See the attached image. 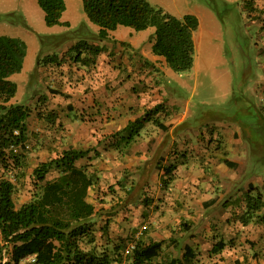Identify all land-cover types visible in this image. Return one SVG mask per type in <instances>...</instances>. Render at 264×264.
Listing matches in <instances>:
<instances>
[{
	"label": "rangeland",
	"instance_id": "rangeland-1",
	"mask_svg": "<svg viewBox=\"0 0 264 264\" xmlns=\"http://www.w3.org/2000/svg\"><path fill=\"white\" fill-rule=\"evenodd\" d=\"M149 1L174 15L193 13L199 18V27L194 34L195 64L188 71L171 70L176 76L168 79L169 85L183 80L179 82L183 86L178 87L177 95L185 111L170 110V115L178 118L187 115L189 127H182L190 135L189 144L205 136L207 132L221 130L219 125L236 123L249 146L263 148L264 44L261 42L262 46L258 47V52L256 43L258 36L264 37V0ZM65 2L66 9L62 20L68 21L69 25L48 26L44 21V12L36 0H0V33L20 37L27 44L23 69L11 77L18 85L13 102L24 103L32 112L27 119L28 139L23 165L17 168L0 165V179L7 178L14 183L13 199L16 206L32 199L36 191L33 168L39 162L48 160L60 152H57V148L62 147L61 135L68 128L63 123L61 104L52 101L48 94L43 93L48 84L44 79H40L37 69L34 71L40 51L42 50V61L46 53L64 45L65 40L60 41L59 46H52L50 39H45L43 44L39 35L48 37L61 34L69 38L67 41L84 38L93 42L92 37L98 34L99 27L86 15L82 0ZM250 23L254 25L251 26ZM255 26H258L259 30ZM119 28L129 27L122 25ZM150 32L154 33V27L135 30L134 33L139 37L142 36L141 33L150 35ZM39 86L44 87L38 88ZM163 90L161 88V91ZM37 94L42 98V102L35 107L33 98ZM96 97L99 99V96ZM159 99V94L150 93L146 98V106L157 103ZM185 99L189 103L186 104ZM90 102L95 104L99 101L91 98ZM142 110L143 108L134 111L132 115L136 118ZM161 114V119L166 121ZM81 115L84 121L93 120L85 110ZM164 126L161 128L148 123L142 137L138 138L128 151L122 145L108 152L102 149L98 160L89 167V170L96 172L95 175L98 176L95 185L88 191V199L96 209L93 232L98 250L113 255L115 245H124L130 241L144 242L150 238L159 239L158 231H173V237L181 239L179 232L187 231L191 227V224L182 225L183 221L160 214L158 200L165 193L163 188L168 177L164 176L162 170L155 172L156 162L162 152L167 153L169 138L176 132V129L173 132L170 130L171 124ZM68 130L71 131V128ZM183 130L184 138L186 136ZM250 155L251 159L259 164L258 172H264V152L255 150ZM81 163H88V160L85 159V162ZM56 176L57 172H51L48 178ZM170 240L171 238L165 241L161 256L163 260H169L172 256L180 257L183 250V242L182 245L174 244ZM84 247L90 248V245L84 244ZM207 254L204 253L201 258L183 264H214V260L207 257ZM7 257L8 254H5L3 261Z\"/></svg>",
	"mask_w": 264,
	"mask_h": 264
},
{
	"label": "crops",
	"instance_id": "crops-1",
	"mask_svg": "<svg viewBox=\"0 0 264 264\" xmlns=\"http://www.w3.org/2000/svg\"><path fill=\"white\" fill-rule=\"evenodd\" d=\"M134 32L131 27L111 31L109 39L101 42L103 50L95 61L86 64L69 58L65 52L77 40L67 41L50 52L58 55L59 62L41 63L36 68L40 79L48 84L43 93L61 104L63 123L71 128L61 135L62 147L57 148V152L68 147L89 148L90 158L79 163L87 159L92 164L98 160L102 149L108 152L119 145L124 147L117 140L123 135L120 131L137 118L132 115L134 111L143 108V114L146 109L165 103L164 114L161 112L166 119H161L163 127L171 124L170 130L176 129V132L169 138L167 153L159 155L155 172H164L167 164L174 163L177 168L171 175H164L168 180L163 188L165 193L158 200L160 214L183 221L182 225L191 224L187 231L179 232L181 239L177 240L192 247L195 259L208 253L207 257L213 259L214 264H264V172H258L259 164L250 155L255 150L263 153L264 147L249 146L236 123L219 125L221 130L213 128V132H207L189 144L190 135L183 130V127H189L187 115L183 118L170 115V110H184L177 95L178 87L183 86L179 82L183 80L169 85L168 79L176 75L162 56L152 52L154 33H141L138 37ZM260 39L264 40V37L258 36V52L261 42L264 44ZM152 92L159 94L160 99L146 106V98ZM91 98L99 102L94 104L90 102ZM33 99L35 107L42 102L39 94ZM84 110L92 121L82 120ZM148 123L153 124H144L136 139L125 146L127 151L142 137ZM182 130L185 131L184 138ZM157 236L160 238L154 239L163 240L164 247L174 232L158 231ZM217 242L224 246L213 252L212 246Z\"/></svg>",
	"mask_w": 264,
	"mask_h": 264
},
{
	"label": "trees",
	"instance_id": "trees-1",
	"mask_svg": "<svg viewBox=\"0 0 264 264\" xmlns=\"http://www.w3.org/2000/svg\"><path fill=\"white\" fill-rule=\"evenodd\" d=\"M36 1L44 12L46 25H69L68 21L62 20L65 0ZM82 1L86 15L99 29L98 34H93V42L81 38L69 47L66 54L69 53L73 61L94 62L103 50L100 41L109 39L110 32L123 25L136 31L154 27L152 52L162 56L175 72L193 67L194 34L199 27L196 14L174 15L149 0ZM39 37L43 44L45 39H50L52 46L69 40L61 34ZM41 52L34 71L41 63L59 62L55 52L46 53L41 61ZM26 54L27 44L23 39L0 33V165L5 167L23 165L28 139L27 119L31 116V109L24 103L12 102L18 85L11 78L23 69ZM164 108L163 103H158L141 117L130 121L120 131L123 135L117 143L128 146L146 122L164 128L160 117ZM90 150L68 147L39 162L32 170L36 191L32 199L20 206H16L13 199L14 183L7 178L0 179V264H20L22 261L24 264H111L120 257L126 244L115 245V254L110 255L98 250L95 242L93 217L96 209L88 199V191L98 176L89 170L91 163H79L90 158ZM167 165L164 174L171 175L177 165ZM51 172H57V176L48 178ZM170 241L182 245L176 237ZM135 243L134 264H183L195 259V252L188 244L182 245L180 257L163 260V240L150 238ZM84 244L90 248H85ZM223 246L224 243L217 242L211 250L218 252ZM5 254L8 257L3 261Z\"/></svg>",
	"mask_w": 264,
	"mask_h": 264
},
{
	"label": "built area",
	"instance_id": "built-area-1",
	"mask_svg": "<svg viewBox=\"0 0 264 264\" xmlns=\"http://www.w3.org/2000/svg\"><path fill=\"white\" fill-rule=\"evenodd\" d=\"M136 243L133 241L128 242L121 251L119 258L115 259L111 264H134L133 255Z\"/></svg>",
	"mask_w": 264,
	"mask_h": 264
}]
</instances>
